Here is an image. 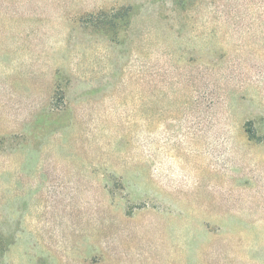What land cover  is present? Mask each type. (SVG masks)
I'll return each mask as SVG.
<instances>
[{
	"label": "rangeland",
	"instance_id": "rangeland-1",
	"mask_svg": "<svg viewBox=\"0 0 264 264\" xmlns=\"http://www.w3.org/2000/svg\"><path fill=\"white\" fill-rule=\"evenodd\" d=\"M0 264H264V0H0Z\"/></svg>",
	"mask_w": 264,
	"mask_h": 264
}]
</instances>
